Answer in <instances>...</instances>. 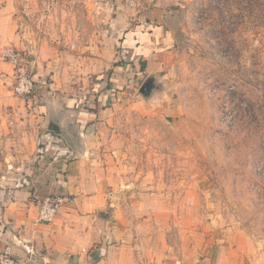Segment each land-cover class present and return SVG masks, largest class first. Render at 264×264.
<instances>
[{
    "label": "rangeland",
    "instance_id": "1",
    "mask_svg": "<svg viewBox=\"0 0 264 264\" xmlns=\"http://www.w3.org/2000/svg\"><path fill=\"white\" fill-rule=\"evenodd\" d=\"M87 6L0 0L3 34L25 41L16 49L32 79L31 58L70 49L89 23ZM102 8L164 11L163 32L148 36L154 43L127 51L118 79L87 84L76 103L121 168L118 207L176 255L189 244L222 264H264V0H102ZM123 32L115 36L120 49ZM149 76L157 88L144 98ZM34 82L51 91L48 77ZM20 136L10 132L1 144L10 169L27 161L44 170L28 160L40 154L39 138Z\"/></svg>",
    "mask_w": 264,
    "mask_h": 264
},
{
    "label": "crops",
    "instance_id": "2",
    "mask_svg": "<svg viewBox=\"0 0 264 264\" xmlns=\"http://www.w3.org/2000/svg\"><path fill=\"white\" fill-rule=\"evenodd\" d=\"M83 1L89 23L72 39L71 48L57 43L51 59L31 58L33 79L48 77L51 91L43 94L36 83L31 94H14L12 66L0 62V148L10 132L23 139L39 138L40 154L28 160L46 164L38 171L27 169L31 163L22 160L10 169L11 161L0 149V253L7 250L20 264H222L217 256L210 260L209 255L188 249L189 244L176 255L167 242L158 243L135 229L116 200L121 168L116 158L101 151L87 121L92 115L76 104L87 84L118 79L122 65H127V51L150 47L142 41L163 32L164 11H113L102 8V0ZM0 12V44L25 47L17 36L3 34L8 17ZM121 31H128L121 42L123 51L115 41ZM163 40L158 37L156 42ZM150 41L154 43V38ZM37 88L41 92L35 95ZM50 116L61 126L68 123L66 137L47 131ZM48 195L62 198L58 212L49 222H36V200Z\"/></svg>",
    "mask_w": 264,
    "mask_h": 264
},
{
    "label": "built area",
    "instance_id": "3",
    "mask_svg": "<svg viewBox=\"0 0 264 264\" xmlns=\"http://www.w3.org/2000/svg\"><path fill=\"white\" fill-rule=\"evenodd\" d=\"M23 61V53L14 47H6L0 51V62L8 63L14 69L13 92L21 96L31 94L35 88L34 80L25 69ZM36 201L38 206L36 222H49L57 214L62 198L58 195H48L37 198ZM0 264H20V261L5 250L0 253Z\"/></svg>",
    "mask_w": 264,
    "mask_h": 264
},
{
    "label": "water",
    "instance_id": "4",
    "mask_svg": "<svg viewBox=\"0 0 264 264\" xmlns=\"http://www.w3.org/2000/svg\"><path fill=\"white\" fill-rule=\"evenodd\" d=\"M166 24L170 26L169 22H166ZM155 81L156 78L154 76H149L139 88V94L144 98H149L152 95L153 91L157 88ZM67 124L65 125V127L68 126ZM65 127L60 125L58 119H53L51 116L48 117V121L45 125L47 131L53 132L57 135H63L64 137H66V134L64 132Z\"/></svg>",
    "mask_w": 264,
    "mask_h": 264
},
{
    "label": "trees",
    "instance_id": "5",
    "mask_svg": "<svg viewBox=\"0 0 264 264\" xmlns=\"http://www.w3.org/2000/svg\"><path fill=\"white\" fill-rule=\"evenodd\" d=\"M123 33H125V35L128 33V31H126V32H123ZM95 82V81H94ZM38 146L40 147V143H38Z\"/></svg>",
    "mask_w": 264,
    "mask_h": 264
}]
</instances>
